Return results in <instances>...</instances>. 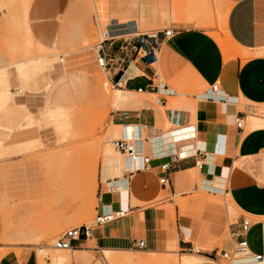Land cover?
<instances>
[{
    "label": "crops",
    "instance_id": "obj_1",
    "mask_svg": "<svg viewBox=\"0 0 264 264\" xmlns=\"http://www.w3.org/2000/svg\"><path fill=\"white\" fill-rule=\"evenodd\" d=\"M221 1L229 4L220 9L221 32L208 35L206 30L189 27L186 22L171 24L173 19L191 20L194 13L185 7L174 8L167 0H110L118 18L134 20L141 9L146 27L173 29L171 36L160 43L152 63L132 54L131 48L124 51L125 39L107 36L102 30V41L95 51L106 59L109 81L117 87L110 104L143 110L134 116L147 127L148 154L157 157H152L155 163L151 161L148 171L127 173L121 180L105 183L107 190H100L102 203L98 204L97 215L113 218L93 227L88 237L72 241L70 251H63L67 259L55 264H160L163 258L149 261L144 255L192 254L197 247L196 254L205 261L188 258L174 260L173 264H221L222 252L227 251L219 247L221 240L226 235L232 242L236 240L245 215L264 217V128L249 129L248 122L250 107L264 106V0ZM48 2L54 0H36L35 6L42 8ZM204 4L208 5V0ZM53 14L57 37L59 0ZM114 26L109 27L110 33L117 31ZM32 61L45 64L43 73L33 69L22 79L15 71L22 63L11 70L4 67L0 74L8 71L5 80L0 79V88L11 84L26 93L43 94L44 109L47 100L68 105L73 102L74 74L59 77L58 71L53 80L47 73L54 69H47L42 60H27ZM214 84L218 85L215 93L211 91ZM104 87L109 90L108 82ZM138 92L153 100H132ZM153 107L157 121L168 130L155 127L156 120L149 116ZM26 117L24 126L31 123L27 113ZM237 118L243 121L242 129L236 128ZM157 137L163 144L155 153L148 144ZM170 157L177 158L170 170L162 173L159 166ZM163 177L168 182L162 185L159 180ZM222 196L228 197L232 213L218 201ZM118 212L123 216H115ZM250 223L246 241L250 252L259 255L264 251V225L261 221ZM249 237H260L262 246L251 249ZM138 240L144 242L141 250L132 246ZM248 258L263 264L253 256ZM3 264L17 263L5 258ZM26 264H37L36 257Z\"/></svg>",
    "mask_w": 264,
    "mask_h": 264
},
{
    "label": "rangeland",
    "instance_id": "obj_2",
    "mask_svg": "<svg viewBox=\"0 0 264 264\" xmlns=\"http://www.w3.org/2000/svg\"><path fill=\"white\" fill-rule=\"evenodd\" d=\"M35 1L23 7L14 0H0V69L8 66L11 70L21 63L29 64V59H39L46 63L47 69H54L47 75L55 80L58 71L59 77L63 74L60 60L66 55L91 50L97 56L101 30L107 36L128 42L145 33L154 35L158 30L172 29L146 27L141 9L134 20L118 18L110 0H59L61 14L55 37L56 0L42 8H36ZM167 1L174 8L185 7L194 13L191 20H170L174 26L186 22L189 27L206 30L208 35L221 32L220 9L229 4L224 5L221 0H208V5L204 4L205 0ZM112 25L117 31L110 33ZM93 62L86 68L89 71L72 75L73 102L69 105L47 100L44 109L43 94L26 93L11 84L0 88V264L5 258L17 264H26L34 256L37 264L51 261L55 264L67 259V253L53 249L55 240L73 227H95L100 190H107V181L121 180L127 174L122 166L118 174L103 170L105 156L113 154L121 163L125 161L112 143L121 136L123 125L145 126L134 116L143 110L112 107L109 98L117 87L109 81V74L97 67L96 58ZM106 82L108 91L104 87ZM155 84L159 85L157 80ZM131 99L153 100L139 92ZM154 101L160 106L159 100L154 98ZM26 113L31 123L24 126ZM149 116L156 120L157 129H169L157 121L154 107ZM248 122L249 129L264 128V106H251ZM218 201L232 213L228 197H219ZM245 218L264 225V217L245 215ZM231 243V237L226 235L219 247L231 252ZM249 244L251 249L262 246L260 237H249ZM196 250L192 254H146L144 258L149 261L163 258L158 261L160 264L188 258L205 261ZM221 264L231 261L223 259Z\"/></svg>",
    "mask_w": 264,
    "mask_h": 264
},
{
    "label": "built area",
    "instance_id": "obj_3",
    "mask_svg": "<svg viewBox=\"0 0 264 264\" xmlns=\"http://www.w3.org/2000/svg\"><path fill=\"white\" fill-rule=\"evenodd\" d=\"M173 32V29H166L161 33L156 32L154 35H143L137 36L133 41H124L125 49L131 48V53L134 55H140V58L145 60L147 63H152L156 60L157 54L159 52V45L162 41L167 40ZM159 34H162V38H159ZM133 49V51H132ZM97 67L101 70L107 68L106 59L104 57L97 56L96 60ZM218 85L214 84L211 87L212 92H217ZM140 91V89H138ZM236 128H243V121L237 118L235 120ZM147 127L140 123H131L123 125L121 129V136L113 141L114 148L132 164L133 173L148 171L151 164V155L147 152ZM177 157L169 158V162L164 163L159 166L162 173H167L170 170V164L175 162ZM168 180L163 177L159 180L160 184H166ZM102 203L101 195L98 197V204ZM115 216H123V212H118ZM113 216L97 215L95 220V225H101L110 221ZM251 228V223L249 220H243L240 226L238 234L235 236L236 240H233L231 252L223 251L221 258L230 261L235 254H240L244 250H248L249 253L255 258L256 261H264V251L259 255H254L250 252L246 237ZM92 227L82 226L70 228L55 240L53 244V249L57 251H70L71 242L77 241L81 236L88 237L90 235ZM132 246L136 249H143V241H135Z\"/></svg>",
    "mask_w": 264,
    "mask_h": 264
},
{
    "label": "bare ground",
    "instance_id": "obj_4",
    "mask_svg": "<svg viewBox=\"0 0 264 264\" xmlns=\"http://www.w3.org/2000/svg\"><path fill=\"white\" fill-rule=\"evenodd\" d=\"M17 1V3H19L20 5H22L23 7H28L29 6V0H14ZM12 2V1H11ZM13 3V2H12ZM147 36V35H145ZM151 36V35H149ZM96 51V50H95ZM94 52H92L91 50H86V51H82L79 53H76L74 55H66L65 57H63L61 59V64H62V73L63 76L62 77H66L68 75H72V74H77L78 71H82L85 68H88V65H91L92 63H94V58L97 59L96 56H94L93 54ZM97 53V52H96ZM158 55V54H157ZM28 57V56H27ZM36 62V61H35ZM44 65L45 64H38V63H33V62H29L28 66L29 68H26V66L22 65L21 67L16 68V74L21 77L22 79H24L25 76H28L30 73H32L31 71L33 69H36V72L38 74L43 73L44 71ZM96 66V65H95ZM92 69V68H91ZM90 69V70H91ZM86 70V69H85ZM8 70L5 69L1 72V80H5V73ZM87 71H89L87 69ZM93 71V70H91ZM104 72L106 73V71L104 70ZM94 74V73H93ZM50 85V84H49ZM122 129V128H121ZM161 137V136H160ZM157 137V138H152V140L150 141V143L148 145H150L152 152H157L159 150L162 149V144L163 142L161 141V138ZM174 138L177 140L179 139L178 136H175L174 134ZM113 145V143H112ZM147 145V143H146ZM114 148V146H113ZM115 149V148H114ZM116 150V149H115ZM114 150V151H115ZM113 151V150H112ZM117 151V150H116ZM115 151V152H116ZM118 152V151H117ZM119 153V152H118ZM120 154V153H119ZM121 155V154H120ZM153 158H156L157 156H153ZM124 162L121 163L120 158L113 156V154H110L109 156H105V165L103 170H105L108 174L112 173V171H115V173H119L120 172V168L121 166L124 167L126 169L127 173H131L133 172V167L132 164L129 163V161H127V159L124 158ZM152 160V159H151ZM155 160V159H154ZM124 169V170H125ZM114 173V172H113ZM3 194V193H2ZM23 225V224H21ZM57 251V250H55ZM59 252H63V251H59ZM196 253H198V251H196ZM252 256L248 250H244L243 252H241L240 254H235L234 257H232L230 259V261H233V264H256V262H253L252 260H250L248 257ZM254 258V257H253ZM258 262V261H257ZM258 263H263L262 262H258Z\"/></svg>",
    "mask_w": 264,
    "mask_h": 264
}]
</instances>
